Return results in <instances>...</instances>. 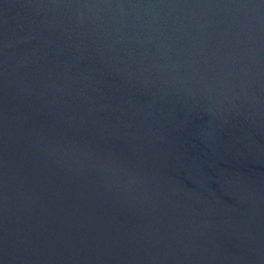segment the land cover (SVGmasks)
I'll list each match as a JSON object with an SVG mask.
<instances>
[{
    "label": "water",
    "instance_id": "water-1",
    "mask_svg": "<svg viewBox=\"0 0 264 264\" xmlns=\"http://www.w3.org/2000/svg\"><path fill=\"white\" fill-rule=\"evenodd\" d=\"M0 264H264V0H0Z\"/></svg>",
    "mask_w": 264,
    "mask_h": 264
}]
</instances>
